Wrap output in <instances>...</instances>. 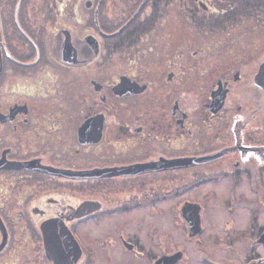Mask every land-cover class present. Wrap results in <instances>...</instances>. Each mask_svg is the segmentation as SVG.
Returning <instances> with one entry per match:
<instances>
[{
	"label": "flooded vegetation",
	"instance_id": "flooded-vegetation-1",
	"mask_svg": "<svg viewBox=\"0 0 264 264\" xmlns=\"http://www.w3.org/2000/svg\"><path fill=\"white\" fill-rule=\"evenodd\" d=\"M263 79L264 0H0V264H264Z\"/></svg>",
	"mask_w": 264,
	"mask_h": 264
},
{
	"label": "water",
	"instance_id": "water-1",
	"mask_svg": "<svg viewBox=\"0 0 264 264\" xmlns=\"http://www.w3.org/2000/svg\"><path fill=\"white\" fill-rule=\"evenodd\" d=\"M262 82L264 84V79L262 80ZM27 163L28 162H7L6 163L3 161V159H0V168H17L21 166L24 167ZM41 229L43 233L45 249L47 251L49 249L55 251L54 256L57 259L63 258L64 256H62L61 251L65 247V242L66 243L68 242L66 229H64V227L60 223H56L55 220L45 221L44 223H42ZM0 231L2 234V240L0 242V249H1L5 245L6 239H7V231H6V228L1 218H0Z\"/></svg>",
	"mask_w": 264,
	"mask_h": 264
},
{
	"label": "rangeland",
	"instance_id": "rangeland-1",
	"mask_svg": "<svg viewBox=\"0 0 264 264\" xmlns=\"http://www.w3.org/2000/svg\"><path fill=\"white\" fill-rule=\"evenodd\" d=\"M4 189V190H3ZM3 190V191H2ZM2 190H0V198L2 199L3 196L6 198V200H14L13 195L15 194L14 191H12V188H2Z\"/></svg>",
	"mask_w": 264,
	"mask_h": 264
}]
</instances>
